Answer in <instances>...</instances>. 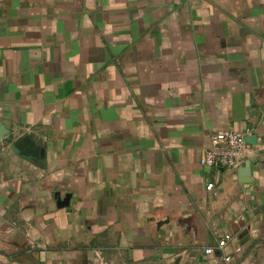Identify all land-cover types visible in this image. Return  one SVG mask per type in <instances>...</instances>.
Returning a JSON list of instances; mask_svg holds the SVG:
<instances>
[{
	"label": "crops",
	"instance_id": "0c3cea01",
	"mask_svg": "<svg viewBox=\"0 0 264 264\" xmlns=\"http://www.w3.org/2000/svg\"><path fill=\"white\" fill-rule=\"evenodd\" d=\"M0 123V264H264V0H0Z\"/></svg>",
	"mask_w": 264,
	"mask_h": 264
},
{
	"label": "built area",
	"instance_id": "2783aa9c",
	"mask_svg": "<svg viewBox=\"0 0 264 264\" xmlns=\"http://www.w3.org/2000/svg\"><path fill=\"white\" fill-rule=\"evenodd\" d=\"M252 128L246 127L242 130H222L209 138L210 147L201 152L199 164L201 167L224 169L235 173L245 159L248 145L245 139L252 132ZM212 186H207L210 191ZM230 236H224L217 241V252L221 254ZM206 255L212 254V250L206 249ZM228 258H224L226 262Z\"/></svg>",
	"mask_w": 264,
	"mask_h": 264
},
{
	"label": "water",
	"instance_id": "95a60500",
	"mask_svg": "<svg viewBox=\"0 0 264 264\" xmlns=\"http://www.w3.org/2000/svg\"><path fill=\"white\" fill-rule=\"evenodd\" d=\"M6 132V129L0 123V139L3 138ZM11 149L16 154H20L21 156L25 157L27 160H30L31 158H37L39 153L38 150L34 147L32 140L27 136L15 142L11 146ZM248 166L249 165L245 166L246 169H248ZM69 198L70 196L66 195L63 200H60V202L57 204V207H67Z\"/></svg>",
	"mask_w": 264,
	"mask_h": 264
}]
</instances>
